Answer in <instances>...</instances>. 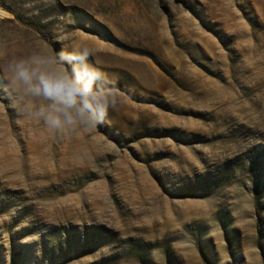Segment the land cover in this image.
Listing matches in <instances>:
<instances>
[{
  "label": "rangeland",
  "instance_id": "374dc122",
  "mask_svg": "<svg viewBox=\"0 0 264 264\" xmlns=\"http://www.w3.org/2000/svg\"><path fill=\"white\" fill-rule=\"evenodd\" d=\"M0 13V64L83 41L125 93L64 137L0 94V264H264V0Z\"/></svg>",
  "mask_w": 264,
  "mask_h": 264
},
{
  "label": "clouds",
  "instance_id": "9594fccd",
  "mask_svg": "<svg viewBox=\"0 0 264 264\" xmlns=\"http://www.w3.org/2000/svg\"><path fill=\"white\" fill-rule=\"evenodd\" d=\"M96 54L94 46L77 41L5 61L0 94L21 117L42 123L54 137L96 129L125 96L97 66Z\"/></svg>",
  "mask_w": 264,
  "mask_h": 264
},
{
  "label": "snow or ice",
  "instance_id": "6c2138e0",
  "mask_svg": "<svg viewBox=\"0 0 264 264\" xmlns=\"http://www.w3.org/2000/svg\"><path fill=\"white\" fill-rule=\"evenodd\" d=\"M0 14H4V15H6V13H0Z\"/></svg>",
  "mask_w": 264,
  "mask_h": 264
}]
</instances>
